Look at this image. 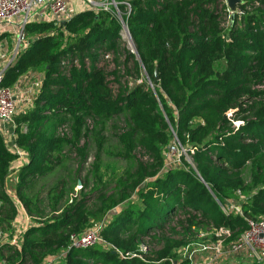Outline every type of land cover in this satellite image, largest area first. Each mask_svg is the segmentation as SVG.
<instances>
[{"label": "trees", "instance_id": "obj_1", "mask_svg": "<svg viewBox=\"0 0 264 264\" xmlns=\"http://www.w3.org/2000/svg\"><path fill=\"white\" fill-rule=\"evenodd\" d=\"M114 1L121 12L131 5L122 18L134 52L116 16L83 9L64 25L27 23L28 44L3 71L1 85L12 87L42 70L33 105L13 116L27 159L17 203L4 184L17 155L0 132V239L17 204L31 221L20 244L0 242L6 264H164L187 235L224 228L230 241L247 228L216 199L239 191L244 215H264V0H241L233 18L225 0ZM173 137L192 165L165 166ZM104 157L123 166L111 181L102 179ZM100 221L117 250L69 247ZM146 239L159 245L149 258Z\"/></svg>", "mask_w": 264, "mask_h": 264}, {"label": "built area", "instance_id": "obj_2", "mask_svg": "<svg viewBox=\"0 0 264 264\" xmlns=\"http://www.w3.org/2000/svg\"><path fill=\"white\" fill-rule=\"evenodd\" d=\"M81 1L84 4V9H90L94 12L106 11L116 16L122 25L124 38L132 46L130 34L122 18V14H126L131 9L129 2H124L126 8L124 12H121L114 0ZM69 5V0H0V34L6 33L11 38L10 50L7 56V51L6 49L4 50L6 46L1 45L0 48L2 50V53H0V123H9L14 127V114L24 111L33 105V100L41 84L42 76L29 83L27 80L28 71L19 78L14 86L5 87L1 85L3 71L9 64L14 62L18 54L28 44L25 35V25L32 21L51 20L61 25L62 21L67 22L73 14ZM230 12L232 13L231 10ZM236 13L241 15L244 12L237 8ZM106 57H109V55H106ZM21 84H24V86H21ZM28 94L29 96L27 97ZM21 105L23 106L22 108ZM2 131L3 128L0 126V132L4 138ZM4 141L6 144L5 138ZM12 151L10 152L16 154L17 157L21 155L26 156V153L15 144V137ZM184 152V148L174 137V140L168 144L165 151L169 159L171 158L173 165H166L165 162V166L182 167V153ZM184 154L188 155L186 152ZM79 183L76 187H79ZM237 193L239 194L237 200L228 199L224 202L216 200L225 214L233 213L244 217L247 222V228L237 238L230 240L227 244L223 243L221 237L227 239L230 236L228 229H211L216 236L215 241L212 242L199 241L198 238L201 239L204 234L201 231L197 235V240L192 241L186 246V257L184 260L187 264H220L226 259H243L247 263L264 264V215L256 218L244 215L241 208L243 198L240 196L239 191ZM103 226L104 221H100L85 229L81 234L72 235L69 247L86 248L93 244L101 243L107 249L117 250L112 244L104 241L101 237L100 231ZM162 261H165L164 264L180 263V260L171 257L161 260L159 263Z\"/></svg>", "mask_w": 264, "mask_h": 264}, {"label": "rangeland", "instance_id": "obj_3", "mask_svg": "<svg viewBox=\"0 0 264 264\" xmlns=\"http://www.w3.org/2000/svg\"><path fill=\"white\" fill-rule=\"evenodd\" d=\"M230 20H231V18H230ZM228 24H229V19H228V21H226V25L227 26H228ZM10 39H11L10 36L5 35V38L2 39V40H0V48H1V45H5L6 46L4 48V50L6 49V51H7L6 52V56L9 54V50H10L9 49L10 48V42H11ZM131 48H132V46L129 45V49L132 51L133 49H131ZM0 53H2V50L1 49H0ZM105 59L108 60V61H106L107 63L105 62V64H107L106 65V69H107V71H110L112 69V64L110 62L111 61L110 59H112V58H110V56H109V57H105ZM0 61H1V58H0ZM41 76H42V70L37 67V68H34V69H32V70L29 71V75L27 76V80L30 83L31 81H34L35 79L37 80V78L38 77H41ZM137 82H139V80H137V81L136 80H131L130 81V84L137 83ZM21 86H24V84H21ZM20 88H23V87H20ZM28 96H29V94L27 95V97ZM22 107L23 106L21 105V108ZM173 140H174V137L172 138L171 141H173ZM183 148H184L185 152L188 153L187 152V148H185V147H183ZM184 153H182L183 154L182 164H183V161L184 160L187 161L188 163H190L191 162V159L189 158L188 155H186ZM164 158H165L166 165L167 164L168 165L169 164L170 165H173V163L171 162V158L169 159V157L165 153H164ZM93 159H94L93 156H91L88 159V162L86 164V167H88V165L92 163ZM190 164L192 165V162ZM122 168H123V166H122V163L121 162H118V161H116L114 159H111L109 157H104V162H103V165L101 167L102 179L104 181H111V180L117 178L120 175V173L122 171ZM85 172H86V170L82 173V176H84ZM77 185H78V183H77ZM75 190H76V192L79 195V192L81 191V182L79 183V187H75ZM116 211L117 210L111 211L109 213V215H108V218H111L113 212L115 213ZM108 218L104 219V221L106 222ZM94 224H96V223H92L90 225V227L93 226ZM177 231H178L179 234L176 235V237H181L182 236V230L180 228H178ZM202 232L204 234H203V237L201 239L198 238L199 241H210V242L215 241L216 236H215V233L213 231H211L210 229H203ZM184 238H185V241H187V244L184 245V246H182V247H180V248L175 249L174 250V254L171 257V258H175V259L180 260V263L179 264H187V262L184 260L185 257H186V250H187V247L186 246L189 243H191L192 241H196L197 240L196 237H191L189 235L185 236ZM221 238L223 239V243L224 244H227V242H229L224 237H221ZM141 248H142L141 249L142 252H144L142 256L143 257H146V258H149V257H152L153 256L154 251L159 248V245L157 244L156 241H154L152 239H146L143 242V246ZM53 255L56 256V254H49L47 256V258L45 259V262L46 263L55 262L58 258H55V257L53 258Z\"/></svg>", "mask_w": 264, "mask_h": 264}, {"label": "crops", "instance_id": "obj_4", "mask_svg": "<svg viewBox=\"0 0 264 264\" xmlns=\"http://www.w3.org/2000/svg\"><path fill=\"white\" fill-rule=\"evenodd\" d=\"M69 4L72 13L84 9L83 6L84 4L81 0H69ZM3 34H4L3 37L7 35L6 33ZM3 37L1 39H4ZM0 126L3 128L2 133L6 140V146L10 151H12L14 137H15V134L13 132V126H11L9 123H0ZM26 160H27L26 156L24 155L18 156L15 159H13L10 163L8 169L9 171L5 178V182H4L5 188L8 191V193L12 196V198L15 200V203H17V200L15 199V186L18 181V172L20 167L26 162ZM29 223H31L29 217L25 214L23 208L19 204H17V215L15 219L12 221V232L3 233L0 242L2 243L5 241H9L11 244H16V245L20 244L22 241V236H23L22 234L29 225ZM62 254L63 251H60L56 253V256L53 255V258L61 257ZM0 264H6V263L2 259H0ZM220 264H247V262H245L243 259H226L223 260Z\"/></svg>", "mask_w": 264, "mask_h": 264}, {"label": "water", "instance_id": "obj_5", "mask_svg": "<svg viewBox=\"0 0 264 264\" xmlns=\"http://www.w3.org/2000/svg\"><path fill=\"white\" fill-rule=\"evenodd\" d=\"M240 3V0H226V4L229 7V9L232 11L231 17H234V13L237 11V5ZM65 21L61 22V25H64ZM134 52V49L132 50ZM155 78L158 79L157 72L155 71Z\"/></svg>", "mask_w": 264, "mask_h": 264}]
</instances>
